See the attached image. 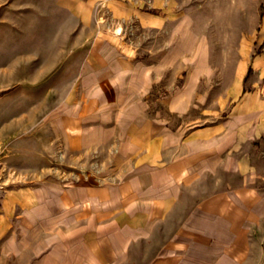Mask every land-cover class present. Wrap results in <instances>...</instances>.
<instances>
[{
	"label": "crops",
	"instance_id": "obj_1",
	"mask_svg": "<svg viewBox=\"0 0 264 264\" xmlns=\"http://www.w3.org/2000/svg\"><path fill=\"white\" fill-rule=\"evenodd\" d=\"M163 1L147 11L61 0L83 25L84 53L54 108L30 107L0 129V264L263 256L253 238L264 227V56L222 75L193 15ZM104 18L133 21L138 40Z\"/></svg>",
	"mask_w": 264,
	"mask_h": 264
},
{
	"label": "rangeland",
	"instance_id": "obj_2",
	"mask_svg": "<svg viewBox=\"0 0 264 264\" xmlns=\"http://www.w3.org/2000/svg\"><path fill=\"white\" fill-rule=\"evenodd\" d=\"M133 1L143 10H160L155 0ZM162 4L179 15H193L196 28L207 34L217 52L222 75L248 53L264 56V0H164ZM109 20L101 19L104 28H113L127 42L138 40L133 21L114 26ZM82 26L61 0H0V129L30 107L54 108L62 100L83 57ZM255 73L250 66L248 85ZM256 152L264 174V146ZM260 233L253 244L264 251V227ZM252 260L264 264V254Z\"/></svg>",
	"mask_w": 264,
	"mask_h": 264
}]
</instances>
